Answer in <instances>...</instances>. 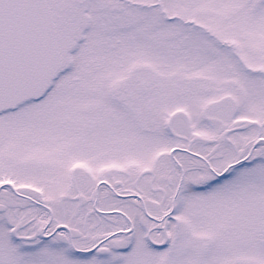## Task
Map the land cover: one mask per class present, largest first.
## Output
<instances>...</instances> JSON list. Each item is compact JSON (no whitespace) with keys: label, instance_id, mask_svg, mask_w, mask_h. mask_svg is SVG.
Returning a JSON list of instances; mask_svg holds the SVG:
<instances>
[{"label":"snow or ice","instance_id":"1","mask_svg":"<svg viewBox=\"0 0 264 264\" xmlns=\"http://www.w3.org/2000/svg\"><path fill=\"white\" fill-rule=\"evenodd\" d=\"M0 264H264V0H0Z\"/></svg>","mask_w":264,"mask_h":264}]
</instances>
